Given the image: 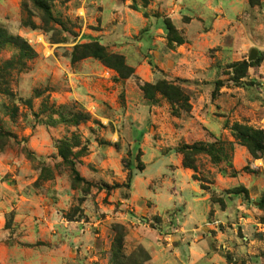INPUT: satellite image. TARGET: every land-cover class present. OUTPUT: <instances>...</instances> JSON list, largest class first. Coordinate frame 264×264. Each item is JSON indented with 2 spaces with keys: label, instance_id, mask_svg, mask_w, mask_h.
<instances>
[{
  "label": "rangeland",
  "instance_id": "374dc122",
  "mask_svg": "<svg viewBox=\"0 0 264 264\" xmlns=\"http://www.w3.org/2000/svg\"><path fill=\"white\" fill-rule=\"evenodd\" d=\"M41 1L0 0V264H264V0Z\"/></svg>",
  "mask_w": 264,
  "mask_h": 264
},
{
  "label": "trees",
  "instance_id": "16d2710c",
  "mask_svg": "<svg viewBox=\"0 0 264 264\" xmlns=\"http://www.w3.org/2000/svg\"><path fill=\"white\" fill-rule=\"evenodd\" d=\"M33 6H35V8H37L38 10L42 11L45 13V15H47L49 17V9H48V6L43 3V1L41 0H31ZM13 40L14 41H17V43H14L15 46L19 47V50H20V58H19V62H16L15 64H11V63H8L5 67L1 68L0 69V83L2 85V87L4 88V93L6 95H10L9 92H7V82H6V75H7V71L9 69H16L14 68L17 67V68H22L24 66H22V62L21 60L24 59V50H25V53L28 55L27 57L30 58L31 55H33L32 51L27 47V45L19 40V39H13V38H9L7 35L5 34H0V50H2V48H4L6 45L8 44H11V41ZM13 44V43H12ZM99 59H101L105 64L108 63V59L106 57V55H104L102 52H98L97 55L95 56ZM114 59L116 60V68L115 69H119L121 68V60L120 59H117L114 57ZM80 114H76L73 116V119H80ZM84 121H86L84 119ZM234 131L239 139L240 142H242L243 144H245L248 149H249V152L251 154H254V153H257V152H264V141H262V138H264V132H258V131H251V130H248V129H245L241 126H234ZM186 150H193L192 148H186ZM202 152V151H201ZM203 152H206L205 150ZM60 157L61 159L63 160V162L65 164H67L70 168H71V174L74 178L75 181H80V178H79V175L77 173V171L74 169L73 167V162L72 160H68V158L65 156V154L62 153V151L60 152ZM184 165L188 168H190L191 166L189 164L186 163V161L184 160ZM132 181V175L129 176L128 178V183L130 184ZM104 188L106 190H110L111 188H109L108 186H104ZM112 188H118V186H113Z\"/></svg>",
  "mask_w": 264,
  "mask_h": 264
}]
</instances>
